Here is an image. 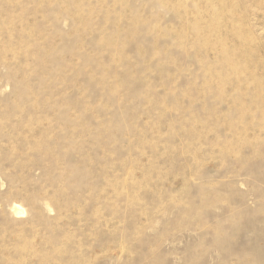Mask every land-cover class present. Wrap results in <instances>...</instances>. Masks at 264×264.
<instances>
[{"label": "rangeland", "instance_id": "1", "mask_svg": "<svg viewBox=\"0 0 264 264\" xmlns=\"http://www.w3.org/2000/svg\"><path fill=\"white\" fill-rule=\"evenodd\" d=\"M0 264H264V0H0Z\"/></svg>", "mask_w": 264, "mask_h": 264}, {"label": "bare ground", "instance_id": "2", "mask_svg": "<svg viewBox=\"0 0 264 264\" xmlns=\"http://www.w3.org/2000/svg\"><path fill=\"white\" fill-rule=\"evenodd\" d=\"M15 211L17 214H21L22 213V209L20 207H15Z\"/></svg>", "mask_w": 264, "mask_h": 264}]
</instances>
